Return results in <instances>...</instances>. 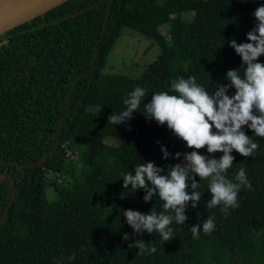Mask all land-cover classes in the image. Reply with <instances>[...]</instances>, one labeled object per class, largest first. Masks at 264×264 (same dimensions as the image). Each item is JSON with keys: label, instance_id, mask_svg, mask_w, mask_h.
Returning <instances> with one entry per match:
<instances>
[{"label": "trees", "instance_id": "trees-1", "mask_svg": "<svg viewBox=\"0 0 264 264\" xmlns=\"http://www.w3.org/2000/svg\"><path fill=\"white\" fill-rule=\"evenodd\" d=\"M261 5L264 0H68L0 35V264H264V138L250 129L258 150L249 158L234 151L226 174L236 182L244 168L252 185L241 187L237 207L207 208L209 181L197 176L201 201L196 208L189 203L186 223L169 226L172 240L134 234L123 216L128 209L163 211L158 195L145 202L143 189L123 188L126 173L155 162L167 174L182 160L175 153L192 150L166 124L146 118L144 103L157 92L171 94L178 76H195L209 94L229 83L227 71L242 65L230 41L248 42ZM186 9L194 12L192 21L182 19ZM165 24L170 42L159 30ZM123 28L160 47L140 78L103 72ZM137 86L146 96L133 118L108 122L112 112L126 110L123 101ZM162 147L172 154L167 160ZM49 172L70 178L55 186L54 200L47 197ZM209 217L215 228L205 234ZM198 223L194 239L190 229ZM140 239L157 251L137 255L129 244Z\"/></svg>", "mask_w": 264, "mask_h": 264}, {"label": "clouds", "instance_id": "clouds-1", "mask_svg": "<svg viewBox=\"0 0 264 264\" xmlns=\"http://www.w3.org/2000/svg\"><path fill=\"white\" fill-rule=\"evenodd\" d=\"M255 26L249 31L247 41L237 43L230 41V46L241 57L239 69L227 71V84L218 85L214 93L209 94L196 81L195 76L187 79L180 77L171 82V94L168 91L157 92L144 103L145 116L159 125H167L174 136L185 142L188 152L175 153L180 163L164 168L157 167L155 162H146L135 167V174L126 173L123 177V188L143 189L145 202H150L158 195L163 202V211L159 214L153 209L149 214L135 210H124L127 224L134 234L158 233L163 241L173 239V221L184 224L188 220L185 214L189 203L196 208L201 201L197 191L201 180H208L211 198L207 208L222 205L221 211L227 213L229 208L238 206V194L241 187L252 188L244 168H240L235 181L227 178V171L233 165L234 151L249 158L259 148L252 136L246 134L250 129L255 136L264 138V63L258 62L264 55V5L257 7L253 13ZM234 92L230 93V90ZM146 96V89L137 86L124 99L126 110L119 114L111 113L108 122L121 125L133 118V113L141 106ZM208 155L201 154L205 150ZM163 158L172 154L162 147ZM216 153H222L219 158ZM189 181L191 182L189 185ZM168 213H174L168 214ZM215 228V222L209 217L202 223L205 234ZM190 231L194 239L199 238L201 224L192 226ZM127 241L129 236L124 234ZM130 249H138L137 255H152L157 249L149 247L144 240L129 244ZM74 258V257H73Z\"/></svg>", "mask_w": 264, "mask_h": 264}, {"label": "rangeland", "instance_id": "rangeland-1", "mask_svg": "<svg viewBox=\"0 0 264 264\" xmlns=\"http://www.w3.org/2000/svg\"><path fill=\"white\" fill-rule=\"evenodd\" d=\"M181 17L184 21H192L194 12L186 9ZM169 29V24H165L159 30L170 42ZM159 55L160 47L153 39L133 29L123 28L120 37L117 39L115 46L108 56L107 64L103 72L105 74H119L130 78H140ZM180 77L178 76L177 79ZM106 143L112 146L118 144L115 139H107ZM68 153L71 154V152ZM74 156H76L74 157L76 160L79 158L77 155ZM46 179L50 186L47 190L49 200H54L56 197V185H66L70 182L68 176L58 175L52 172L46 175Z\"/></svg>", "mask_w": 264, "mask_h": 264}, {"label": "water", "instance_id": "water-1", "mask_svg": "<svg viewBox=\"0 0 264 264\" xmlns=\"http://www.w3.org/2000/svg\"><path fill=\"white\" fill-rule=\"evenodd\" d=\"M68 0H54L48 1L40 6L38 9L30 12L27 11L25 7L17 9H7L0 12V35L5 32L12 30L22 24L32 21L33 19L44 15L50 10L60 6L61 4L67 2ZM35 4L41 3V0H35ZM20 13V17L16 18L14 15L17 12Z\"/></svg>", "mask_w": 264, "mask_h": 264}, {"label": "bare ground", "instance_id": "bare-ground-1", "mask_svg": "<svg viewBox=\"0 0 264 264\" xmlns=\"http://www.w3.org/2000/svg\"><path fill=\"white\" fill-rule=\"evenodd\" d=\"M35 0H0V12L7 9H17L21 7H25L27 11H34L38 9L40 6H42L44 3L48 1H54V0H41V3L35 4ZM16 18L20 17V13L17 10V12L14 15Z\"/></svg>", "mask_w": 264, "mask_h": 264}]
</instances>
